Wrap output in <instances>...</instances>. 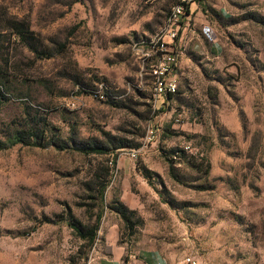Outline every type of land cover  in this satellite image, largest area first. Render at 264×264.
<instances>
[{
    "label": "rangeland",
    "instance_id": "rangeland-1",
    "mask_svg": "<svg viewBox=\"0 0 264 264\" xmlns=\"http://www.w3.org/2000/svg\"><path fill=\"white\" fill-rule=\"evenodd\" d=\"M178 2L0 0V139L38 113L68 146L0 151V264H100L115 218L120 244L133 251L152 236L166 264H264V5L196 0L201 14L181 25L178 92L157 109L142 42ZM79 81H106L115 97L81 94ZM152 125L157 141L126 181L142 206L130 235L111 207L131 147L112 149L141 146ZM93 145L109 150H78ZM96 224L94 243L74 229Z\"/></svg>",
    "mask_w": 264,
    "mask_h": 264
},
{
    "label": "built area",
    "instance_id": "built-area-1",
    "mask_svg": "<svg viewBox=\"0 0 264 264\" xmlns=\"http://www.w3.org/2000/svg\"><path fill=\"white\" fill-rule=\"evenodd\" d=\"M196 0H183L190 6V15L186 14V6L184 4L175 5L167 21L160 32H158L150 40H144L142 46L144 49L143 56L148 61L152 62V75L154 78L153 97L158 106L162 108L170 101L171 96H175L178 92L177 74L175 71L179 66L181 56L180 51V31L181 25L186 18L191 16V7ZM78 92L80 91L79 87ZM115 90L110 91L104 83L96 84V89L92 96L100 100L114 98ZM158 127L152 125L145 136V140L139 148L125 151V155L132 161H137L142 151L147 146L154 144L158 137ZM186 149H189L187 147ZM113 164V162H111ZM183 264H206L204 261L195 255H187L184 257Z\"/></svg>",
    "mask_w": 264,
    "mask_h": 264
},
{
    "label": "trees",
    "instance_id": "trees-1",
    "mask_svg": "<svg viewBox=\"0 0 264 264\" xmlns=\"http://www.w3.org/2000/svg\"><path fill=\"white\" fill-rule=\"evenodd\" d=\"M184 4L186 6V14L190 15V6L186 3H183V0H179V2L175 5ZM174 5V6H175ZM171 12V11H170ZM170 14V13H169ZM167 15V18L169 16ZM35 54L38 58H52L56 55V52L53 49H33ZM98 83H104L108 86L109 90H115L113 87L107 83L106 81H100L95 83V85H89L87 83H83L81 81L76 82L75 86L79 87L80 91L79 93L92 96L94 94V91L96 89V84ZM0 96L4 98L5 92L0 86ZM175 96H171L170 99H172ZM38 114V113H37ZM34 116L33 118L25 122L20 129H13L11 130L7 135L6 139L2 140L0 139V151L11 149L17 145H24V146H32V147H39V148H48L49 146H57V148L61 150L68 149V146L64 144L63 142L59 143L57 141L55 135L53 134V127L48 122L47 118L44 116ZM39 115V114H38ZM29 118L31 117V114L28 115ZM139 144H132L129 142L119 141L114 147L113 151L116 152L117 150L125 149L128 147H131V149L139 148ZM129 149V150H131ZM78 150L81 152H84L85 154H104L105 151H108L109 149L93 145V146H79ZM178 152V151H177ZM171 170H173V166L170 164ZM145 176H149L150 171L144 170L143 171ZM108 185V182H104L100 184L99 192L103 195L104 191L106 190ZM111 209L119 215V217L122 219V221L125 224V228L128 230L129 234L132 235L135 233V226L142 224V219L139 218L138 213L136 210L129 209L125 204L121 202H115ZM137 219L135 221L134 219ZM48 222V221H46ZM72 224V223H71ZM74 224H72L73 226ZM98 224L95 225L94 228H83V227H77L74 226L75 231L79 234V236L85 240H88L90 243H94L98 231Z\"/></svg>",
    "mask_w": 264,
    "mask_h": 264
},
{
    "label": "crops",
    "instance_id": "crops-1",
    "mask_svg": "<svg viewBox=\"0 0 264 264\" xmlns=\"http://www.w3.org/2000/svg\"><path fill=\"white\" fill-rule=\"evenodd\" d=\"M259 1L264 5V0ZM197 9V6L194 7V5H192L191 16L186 18L185 20L187 21L183 23V33L188 28V24H190V21L194 15L197 17L199 14H201L199 11H197ZM182 40L183 38L181 37L180 42H182ZM130 161L131 160L129 158L124 157L118 162V170H120V173L123 177V194L121 195V202L129 209L137 210L142 208L141 202L138 197L133 194L132 190L126 187L127 179L135 172V168L132 164H130ZM106 226L107 227L105 228L104 233H106L105 246L107 251L104 252V256L101 257L102 261L100 264H166L164 255L159 253L160 246L159 243L156 242V238L152 236L146 237L144 235L143 241L137 244L136 250L128 251V244L124 243V245L119 243V229L116 223V218L112 221H109ZM130 252L131 254L129 255ZM125 253H128L130 258H124ZM140 253L142 254L143 258L139 256Z\"/></svg>",
    "mask_w": 264,
    "mask_h": 264
}]
</instances>
